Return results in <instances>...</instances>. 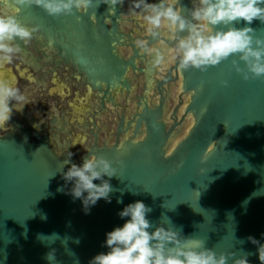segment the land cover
Returning a JSON list of instances; mask_svg holds the SVG:
<instances>
[{"label":"water","instance_id":"1","mask_svg":"<svg viewBox=\"0 0 264 264\" xmlns=\"http://www.w3.org/2000/svg\"><path fill=\"white\" fill-rule=\"evenodd\" d=\"M96 2L87 14L54 18L32 7L17 16L27 28L39 27L29 45L17 41L23 64L37 73L41 63L67 68L92 99L81 122L78 109L68 114L54 107L41 115L32 103L47 91L30 86L24 91L29 104L13 109L0 127V264H51L45 257L53 250L56 264H89L107 253L106 234L123 226L129 218L118 213L136 201L153 209L147 216L153 231L169 218L183 236L195 234L218 254L251 253L249 264H260L258 246L247 237L264 244V78L245 81L232 67L237 57L204 73L177 72L171 62L148 93L145 78L155 70L134 44L144 30L121 15L132 0L115 15ZM180 6L191 8L192 0ZM245 26L264 38L260 21L235 25ZM10 75L3 78L18 86ZM49 94L65 100L58 90ZM106 115L117 117L111 135ZM70 153L71 163L63 165ZM89 154L112 162L116 176L111 202L100 199L86 214L62 177ZM53 233L59 239L37 238Z\"/></svg>","mask_w":264,"mask_h":264},{"label":"clouds","instance_id":"2","mask_svg":"<svg viewBox=\"0 0 264 264\" xmlns=\"http://www.w3.org/2000/svg\"><path fill=\"white\" fill-rule=\"evenodd\" d=\"M124 3L125 0H98L95 7L108 5L109 13L115 15L116 7H123ZM93 4L94 0H0V72L13 65L23 51L17 41L27 46L39 31V27L27 28L19 22L17 16L22 9L37 7L55 18L76 12L87 14ZM121 15L142 26L144 34L134 44L147 58L150 68L157 72L165 71L169 63L175 62L177 72L195 69L204 73L209 67L237 57L232 59V67L245 81L264 78V38L256 36V30L251 27H235L241 21L246 25L257 20L264 24V0H192V7L187 9L180 6V0H159L158 3L132 0L127 13ZM241 62L244 68L239 66ZM222 84L227 87V81ZM28 104L27 95L19 87L0 78V127L11 120L13 109L20 112ZM71 156L72 153L63 165L71 163ZM115 173L108 159L89 154L83 158L82 165L71 164L62 178L66 184H72L69 194L82 201L87 214L100 199L111 202L110 180ZM152 211L142 201L127 205L118 215L129 219L122 227L106 234L107 253L96 255L89 264H229V261L249 264L251 253L218 254L195 234L183 236L182 229H177L169 218L168 223H161L153 231L147 219ZM45 237L59 239L55 233L40 234L37 238L43 243ZM247 240L258 246V259L264 264V244L251 236ZM45 259L56 264L55 250L47 253Z\"/></svg>","mask_w":264,"mask_h":264},{"label":"flooded vegetation","instance_id":"3","mask_svg":"<svg viewBox=\"0 0 264 264\" xmlns=\"http://www.w3.org/2000/svg\"><path fill=\"white\" fill-rule=\"evenodd\" d=\"M128 50H131V49L129 48ZM30 51L34 54V57L36 59L41 57L39 54L35 52L33 48H31ZM16 64L18 65V67L16 66L17 68L14 67L13 65L12 67L8 66L6 68L4 75H6L7 78H10L9 77L11 76L10 74H14L15 76H17L20 80V83L17 87H19L22 92H24L26 88L30 86H34V85H35L34 86V90H35L37 88L36 87L37 84H40L41 87L39 91H43V92L47 91L46 94H44L43 96H42V93H40L37 99L38 102L36 101V104L39 103V106L42 109L49 110L50 108H52L51 103L56 102V100H58L60 104L64 102L67 105L66 109L68 108L72 110L71 106L69 108L68 103H66V101L61 97V94L60 95L58 94L55 96H51L49 94L51 90H58V93L64 92L65 94H67L71 92L72 93L71 96H76V90H79V88L83 89V86L81 85L80 82L70 80L72 77H74L71 71H69L67 68L57 67L55 64H52V63H50L49 65H45L44 63H41L40 65L43 68H41L39 70V73H37L34 71V69L28 66H25L20 56L16 60ZM55 79H57L58 83L54 82ZM152 79H153V75H151V80L148 81L150 85L153 84ZM45 87H46V90H45Z\"/></svg>","mask_w":264,"mask_h":264},{"label":"rangeland","instance_id":"4","mask_svg":"<svg viewBox=\"0 0 264 264\" xmlns=\"http://www.w3.org/2000/svg\"><path fill=\"white\" fill-rule=\"evenodd\" d=\"M136 32H138L137 29H135ZM16 61L14 62L13 66L14 67H18V65L16 64ZM12 67V65H11ZM16 67V68H17ZM0 78H3V77H7L6 75H4L5 73L4 72H0ZM55 83H58L57 79L54 80ZM61 87V86H60ZM64 89V88H63ZM136 89L138 90V87H136ZM62 96L65 98V101L66 103H68V107L70 108V106H72V110L70 109H66L67 105L62 102V104L59 103L58 100H56V102H53L51 103L52 105V108H50L49 110H45V109H42L40 106H39V103L36 104V102H33L32 103V106L36 109V108H39V111L36 109V111H38L41 115H44L46 114L47 112H50L53 107H55L56 109H58L59 111H64L66 110L68 114H71L70 111H73L75 109H78V110H81L83 113H82V116L78 119L80 122L82 121L83 119V116H85L84 114L87 112V111H90V100L92 99V97L90 96L89 92H84V93H80L79 90H76V96H71V93H67L65 94L64 92L62 93ZM38 102V101H37ZM176 103V97L173 99V102H172V108L174 107ZM66 105V106H65ZM38 106V107H37ZM70 110V111H69ZM106 122H110V130L108 131V134L111 135L113 132H114V126L117 122V117H115L114 119H112L109 115H106ZM82 134L81 133H78L75 137V141L78 142L79 144L81 143V139L82 138ZM80 139V141H79Z\"/></svg>","mask_w":264,"mask_h":264},{"label":"bare ground","instance_id":"5","mask_svg":"<svg viewBox=\"0 0 264 264\" xmlns=\"http://www.w3.org/2000/svg\"><path fill=\"white\" fill-rule=\"evenodd\" d=\"M152 75H153V82L152 83H154V81H155V76L157 75V71H155V72H152ZM145 82L147 83V91H148V93L149 92H151L152 90H153V84L152 85H150L149 84V82H148V80L145 78Z\"/></svg>","mask_w":264,"mask_h":264}]
</instances>
